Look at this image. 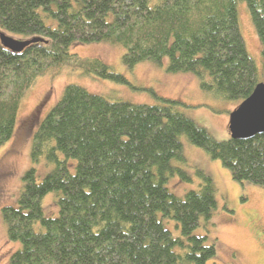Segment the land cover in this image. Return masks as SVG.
Listing matches in <instances>:
<instances>
[{
	"label": "trees",
	"instance_id": "obj_1",
	"mask_svg": "<svg viewBox=\"0 0 264 264\" xmlns=\"http://www.w3.org/2000/svg\"><path fill=\"white\" fill-rule=\"evenodd\" d=\"M239 1L264 63V0H0V32L44 39L21 52L0 43V146L12 137L21 101L40 76L69 68L127 83L101 59L70 53L75 42L120 45L130 69L167 59L169 72L193 73L203 90L240 103L260 80L240 32ZM40 10L55 26L43 22ZM156 98L133 104L77 84L63 88L32 136V159L45 154L54 168L41 181L29 169L17 206L1 209L8 239L20 243L7 264H207L214 258V244L191 235L216 207L209 176L197 171L199 189L183 198L165 187L175 171L171 160H183L180 136L219 160L232 179L264 188V133L218 141L178 110V100ZM51 193L57 212L47 215L42 200ZM158 213L173 219L181 236Z\"/></svg>",
	"mask_w": 264,
	"mask_h": 264
},
{
	"label": "rangeland",
	"instance_id": "obj_2",
	"mask_svg": "<svg viewBox=\"0 0 264 264\" xmlns=\"http://www.w3.org/2000/svg\"><path fill=\"white\" fill-rule=\"evenodd\" d=\"M54 7V6H53ZM238 22L246 50L255 62L260 81H264V63L261 46L252 24L246 4H237ZM43 22L55 26V19L40 10ZM12 37L24 39L21 34ZM70 53L82 57H97L111 69L123 75L127 83L113 82L82 70L65 68L60 74L50 73L37 78L23 97L17 113L16 127L12 137L0 146V264H7L10 255L20 247L10 241L6 224L1 215L4 206H17V199L24 185V174L35 170L37 181L49 173L54 164L45 154L37 160L31 156L32 136L39 122L60 98L63 88L77 84L91 93L108 100H123L133 104H155L156 96L179 101L177 108L186 117L194 120L216 140L230 138L228 130L230 113L236 108V100L213 96L200 87L199 79L190 72H169L167 59L161 65L143 61L128 68L121 61L124 48L106 40L90 43H72ZM183 160L172 159L175 171L168 175L165 187L179 198L190 190H198L202 180L201 171L209 176L215 189L216 207L209 218L201 217L191 235H205L208 243L215 246V256L207 264H264V188L248 181L232 179L229 169L213 159L201 147L190 143L185 135L180 136ZM70 162H75L71 159ZM72 172L74 169L70 167ZM154 177L158 180L156 168ZM47 215L57 212L55 194L42 200ZM164 226L174 237L181 236L180 228L170 218H162ZM176 251H179L176 248Z\"/></svg>",
	"mask_w": 264,
	"mask_h": 264
},
{
	"label": "water",
	"instance_id": "obj_3",
	"mask_svg": "<svg viewBox=\"0 0 264 264\" xmlns=\"http://www.w3.org/2000/svg\"><path fill=\"white\" fill-rule=\"evenodd\" d=\"M38 41L44 39L37 36L17 39L0 32L1 45L12 52H21L29 44ZM228 130L231 138L241 140L264 133V81H259L252 93L230 113Z\"/></svg>",
	"mask_w": 264,
	"mask_h": 264
}]
</instances>
